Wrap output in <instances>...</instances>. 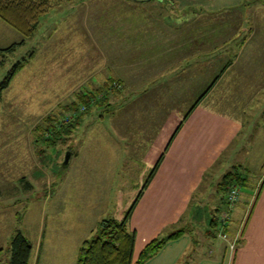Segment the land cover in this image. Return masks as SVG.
I'll use <instances>...</instances> for the list:
<instances>
[{
    "label": "rangeland",
    "instance_id": "374dc122",
    "mask_svg": "<svg viewBox=\"0 0 264 264\" xmlns=\"http://www.w3.org/2000/svg\"><path fill=\"white\" fill-rule=\"evenodd\" d=\"M18 64L0 94V264L17 230L35 249L44 233L88 239L121 221L161 155L158 238L186 229L217 243L224 176L246 192L264 172V0H49L28 37L0 19V82ZM194 154L201 184L165 192L182 180L172 161Z\"/></svg>",
    "mask_w": 264,
    "mask_h": 264
},
{
    "label": "crops",
    "instance_id": "0c3cea01",
    "mask_svg": "<svg viewBox=\"0 0 264 264\" xmlns=\"http://www.w3.org/2000/svg\"><path fill=\"white\" fill-rule=\"evenodd\" d=\"M174 143L175 140L171 148L175 147ZM194 155L197 163L191 162V157L193 155L186 156V158L179 163L174 161L175 159L172 161L174 164L168 168V173L171 175H169V177L179 176L182 177V180L179 184L180 187L174 189V185L172 189H167L165 192H168V194L172 192L191 194L195 187L201 184L203 181L201 172H203L204 168H207L208 165L204 164L203 159H200L201 155ZM163 159L164 158H162L151 182L144 190L129 220L131 230L135 231L136 234L134 244L135 258L147 243L160 236L158 227L159 219L157 221L152 220L153 209H156V207L152 205V201L155 200V194H153L154 190L159 186L157 178L161 166L163 165ZM256 183V185L250 184L246 192H241L239 201L233 208L231 219L233 223V235L231 238L223 234V236H219L221 239L219 238L217 243L206 241L207 239L204 241L197 239L195 244L194 236H192L190 231L185 229V233L181 234L178 238L168 240L158 253L144 264H264V172ZM167 199L172 205L175 204V202H171V200H175V197L167 196ZM192 200L193 197H189L188 200L184 199L186 204L188 201L190 202ZM155 214L158 215L156 212ZM137 216L143 217L142 223L148 225L144 227L143 230L144 233L148 232V237L145 239L146 243L135 253L138 229L134 222V218ZM49 222L46 223V221H43L41 227L43 232L46 231ZM58 223L61 224V222ZM149 223L151 225H149ZM236 225H238L237 230H234ZM58 230H55V233L49 232L48 236L45 233L42 234L41 240H36L35 249L32 241L28 240L24 235L32 245L28 264H66V262H62L60 258L57 259V257H63V253L64 257L67 258L68 253H70L67 264H76L78 248L81 242L86 239V233L76 237L69 228L62 229L64 233L61 234L57 233ZM212 239L217 240L215 238ZM205 246H211L207 253L203 250ZM49 256L51 257L49 258Z\"/></svg>",
    "mask_w": 264,
    "mask_h": 264
},
{
    "label": "trees",
    "instance_id": "16d2710c",
    "mask_svg": "<svg viewBox=\"0 0 264 264\" xmlns=\"http://www.w3.org/2000/svg\"><path fill=\"white\" fill-rule=\"evenodd\" d=\"M49 0L35 1V0H0V19L11 27L17 29L25 37L32 34L37 26L39 17L44 13L48 7ZM24 42L19 44H12L3 51L11 52L16 47L22 46ZM221 71L223 73L229 66L226 64ZM20 69L19 64L14 65L7 73L5 78L0 82V94L5 90L15 73ZM214 81L211 87L216 83ZM208 89L207 92L211 89ZM163 155L156 161L155 165L148 174L141 190L132 202L129 209L126 211L123 219L117 221L115 219H104L98 223L97 229L91 238L85 239L81 242L78 252L76 264H144L151 257L156 255L164 244L171 239L178 238L186 230H178L164 238H155L151 240L142 249L138 256L134 257L135 231L128 230V223L132 216L134 209L137 206L139 199L142 197L143 191L154 177ZM227 187L234 181H239L238 177L232 181V176L227 174L224 179H228ZM218 220L212 219L209 223L210 229H216ZM208 229L205 236L208 238H215V231ZM197 240L194 238V243ZM32 251L31 243L24 237L20 230H17L10 239L8 248V264H28Z\"/></svg>",
    "mask_w": 264,
    "mask_h": 264
},
{
    "label": "built area",
    "instance_id": "2783aa9c",
    "mask_svg": "<svg viewBox=\"0 0 264 264\" xmlns=\"http://www.w3.org/2000/svg\"><path fill=\"white\" fill-rule=\"evenodd\" d=\"M241 195V191L237 184H233L229 186L226 193V207L220 212L218 220L217 229L219 231V235L223 236V231L226 230L231 223L232 219V211L235 207L236 203L239 201Z\"/></svg>",
    "mask_w": 264,
    "mask_h": 264
},
{
    "label": "water",
    "instance_id": "95a60500",
    "mask_svg": "<svg viewBox=\"0 0 264 264\" xmlns=\"http://www.w3.org/2000/svg\"><path fill=\"white\" fill-rule=\"evenodd\" d=\"M71 153L68 151L64 157V160L61 164V170H65L68 167L69 159H70Z\"/></svg>",
    "mask_w": 264,
    "mask_h": 264
}]
</instances>
